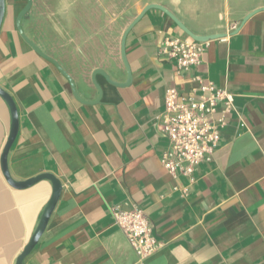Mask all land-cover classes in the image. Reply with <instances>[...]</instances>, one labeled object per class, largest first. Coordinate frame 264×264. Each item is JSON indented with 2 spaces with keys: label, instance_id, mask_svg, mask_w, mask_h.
<instances>
[{
  "label": "crops",
  "instance_id": "obj_1",
  "mask_svg": "<svg viewBox=\"0 0 264 264\" xmlns=\"http://www.w3.org/2000/svg\"><path fill=\"white\" fill-rule=\"evenodd\" d=\"M6 1L0 86L19 117L7 166L17 181L47 172L63 184L24 264H264V0H34L25 34L88 100L98 97L91 80L98 67L126 81L122 38L147 4L163 5L195 34H225L205 42L197 67L178 74L161 45L168 35L190 37L164 11L147 10L126 40L133 82L121 87L98 74L103 93L93 104L75 98L67 78L19 34L26 0ZM197 73L235 99L213 159L191 179L160 161L168 139L158 116L166 89L189 91ZM11 124L0 95V159ZM52 189L47 179L13 187L0 162V264H16ZM135 204L163 245L144 260L111 211Z\"/></svg>",
  "mask_w": 264,
  "mask_h": 264
},
{
  "label": "built area",
  "instance_id": "obj_2",
  "mask_svg": "<svg viewBox=\"0 0 264 264\" xmlns=\"http://www.w3.org/2000/svg\"><path fill=\"white\" fill-rule=\"evenodd\" d=\"M161 46V55L176 62L178 74L197 67L206 47L205 42L171 35L163 39ZM190 79L194 85L187 92L176 87L166 89L158 127L168 139V147L160 158L164 168L173 176L194 179L197 167L213 159L235 97L199 73L191 75ZM218 112L222 114L216 117ZM111 211L116 225L125 232L140 260L152 256L163 246L140 206L118 205Z\"/></svg>",
  "mask_w": 264,
  "mask_h": 264
},
{
  "label": "water",
  "instance_id": "obj_3",
  "mask_svg": "<svg viewBox=\"0 0 264 264\" xmlns=\"http://www.w3.org/2000/svg\"><path fill=\"white\" fill-rule=\"evenodd\" d=\"M33 1L34 0H26L25 6L18 12V14L16 16L17 17L16 18V27H17L19 34H21L22 37L24 38V40L34 50H36L42 57H44L46 60L51 61L58 68V70L62 73V75L64 77H66L67 80L70 82L74 97L77 98L79 101L85 102V103H92V104L93 103H99V101L101 100L103 89H102L99 81H97V79H96L98 74L103 75L105 77V79L113 85H117V86H121V87H127V86L131 85L133 80H132V68H131V65L129 64L128 58H127V47H126L127 36L129 35L131 28L137 22H139L145 16L146 11L151 9V8L159 9V10L167 13L173 19V21L178 25V27L183 29L187 33V35L195 41L197 40V41L207 42L213 38H222L225 36V34H222V33H216L213 35H202V34H197V33L195 34L180 19H178L172 12H170L163 5H160L157 3L147 4L141 10L139 15L132 22H130V24L126 28L125 33H124L123 38H122L121 58H122L123 64H125V67H126V72H127L126 81L114 80L104 68L98 67V69H95L91 75V80L93 81V83H94V85L98 91V97L96 100H88V99L83 98L79 95L78 90H77V86H76V82H74L73 77L68 73V71L65 68H63V66L60 65L58 60L55 59L50 54L41 50L37 46V44L31 38H29L27 34H25L23 27H22V21H23L24 15L32 7ZM6 3H7L6 0H0V28H1L2 22L4 20L3 17L5 14V10H6ZM262 9H257L255 11L248 13L245 16V18L243 19L242 23H244L250 16H252L253 14H255L256 12H258L259 10H262ZM0 95L8 103V105L10 107V111H11V117H12V124H11L10 132H9L10 135H9L5 145H4L3 153H2L1 159H0L1 167L3 169V173L5 175L7 182L17 189L32 186L35 184V182L42 180V179H47L50 182H52V184H53L51 196L49 197V201L47 202L43 212L40 215L41 218H40V220L36 226V229L33 232L34 234L30 238L28 243L25 245V247L23 248V251L20 253V255L18 256V258L16 260V264H24V259L33 251V248L36 246V243L38 242V240L40 239V237L44 233L43 231L45 230L47 224L49 223V220L52 216L51 215L52 211H53L54 207L56 206V204L59 200L58 198L60 196L63 184L55 174L47 173V172L37 174L34 177H31V178L25 179V180H18L17 181L14 178H12V176L10 174L9 167L7 166V159H8V154L10 151L9 149L12 146V144H13L16 136H17V130H18V126H19V117H18L17 108H16V104H15L14 100L12 99L11 95L6 90H4L1 86H0Z\"/></svg>",
  "mask_w": 264,
  "mask_h": 264
},
{
  "label": "rangeland",
  "instance_id": "obj_4",
  "mask_svg": "<svg viewBox=\"0 0 264 264\" xmlns=\"http://www.w3.org/2000/svg\"><path fill=\"white\" fill-rule=\"evenodd\" d=\"M100 82V81H99Z\"/></svg>",
  "mask_w": 264,
  "mask_h": 264
}]
</instances>
